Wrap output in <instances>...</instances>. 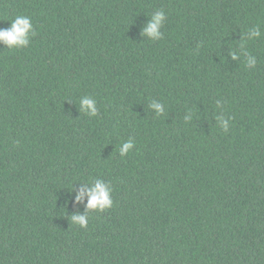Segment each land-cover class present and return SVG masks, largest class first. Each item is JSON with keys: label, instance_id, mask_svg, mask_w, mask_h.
Wrapping results in <instances>:
<instances>
[{"label": "trees", "instance_id": "1", "mask_svg": "<svg viewBox=\"0 0 264 264\" xmlns=\"http://www.w3.org/2000/svg\"><path fill=\"white\" fill-rule=\"evenodd\" d=\"M18 15L36 36L0 43V264H264V35L254 68L239 47L264 0H0V28ZM97 178L113 207L80 228L73 187Z\"/></svg>", "mask_w": 264, "mask_h": 264}, {"label": "clouds", "instance_id": "2", "mask_svg": "<svg viewBox=\"0 0 264 264\" xmlns=\"http://www.w3.org/2000/svg\"><path fill=\"white\" fill-rule=\"evenodd\" d=\"M166 19L167 15L163 9L155 10L152 12L150 18L148 17V22L142 29L141 35L148 37L149 40L152 41L162 40L163 33L161 29ZM262 35H264V33L261 31L260 25H253L247 30L245 39L239 45L245 57L246 68H254L257 63L256 56L246 50V44L248 41L258 39ZM35 36L36 31L30 16L18 15L10 21L9 28H0V43H3L9 50L29 47L31 38ZM229 55L234 60L239 59L240 56L235 50H229ZM149 107L155 109L157 116L162 115L165 108L163 103L155 100L150 102ZM217 107H220L219 101L217 102ZM79 110L90 117H95L99 113L96 100L89 96L82 97L79 100ZM184 119L187 122L192 119V116L185 117ZM231 119L232 117L225 118L223 115H217L215 117L218 126L225 133L229 130V122ZM134 146L133 139L129 138L119 146V155L121 157L126 156ZM80 185L78 190L73 187V192L75 193L73 203H84L85 197H87L85 212L83 214L72 215L71 222L80 228L87 229L91 219V212H103L113 207V189L110 182L99 178L94 181H85L80 183Z\"/></svg>", "mask_w": 264, "mask_h": 264}]
</instances>
